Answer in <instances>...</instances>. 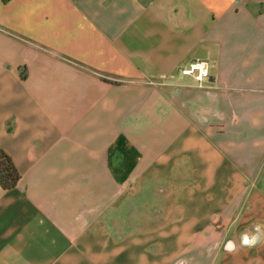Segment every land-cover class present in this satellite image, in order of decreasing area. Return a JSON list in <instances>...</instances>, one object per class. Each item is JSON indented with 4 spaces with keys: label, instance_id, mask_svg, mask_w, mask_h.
<instances>
[{
    "label": "crops",
    "instance_id": "obj_1",
    "mask_svg": "<svg viewBox=\"0 0 264 264\" xmlns=\"http://www.w3.org/2000/svg\"><path fill=\"white\" fill-rule=\"evenodd\" d=\"M0 149V264H264V0H0Z\"/></svg>",
    "mask_w": 264,
    "mask_h": 264
},
{
    "label": "trees",
    "instance_id": "obj_2",
    "mask_svg": "<svg viewBox=\"0 0 264 264\" xmlns=\"http://www.w3.org/2000/svg\"><path fill=\"white\" fill-rule=\"evenodd\" d=\"M109 160L115 161L112 165L113 174L118 181H124L132 170L137 153L128 145L124 136L119 135L108 148ZM19 179V172L16 169L11 157L0 149V185L3 189L12 188Z\"/></svg>",
    "mask_w": 264,
    "mask_h": 264
},
{
    "label": "built area",
    "instance_id": "obj_3",
    "mask_svg": "<svg viewBox=\"0 0 264 264\" xmlns=\"http://www.w3.org/2000/svg\"><path fill=\"white\" fill-rule=\"evenodd\" d=\"M210 64L204 59H197L189 63L187 67L180 69L182 75L192 77L198 86L210 77Z\"/></svg>",
    "mask_w": 264,
    "mask_h": 264
},
{
    "label": "clouds",
    "instance_id": "obj_4",
    "mask_svg": "<svg viewBox=\"0 0 264 264\" xmlns=\"http://www.w3.org/2000/svg\"><path fill=\"white\" fill-rule=\"evenodd\" d=\"M242 242L245 243V244L249 243V241H248V239L246 237L243 238Z\"/></svg>",
    "mask_w": 264,
    "mask_h": 264
}]
</instances>
